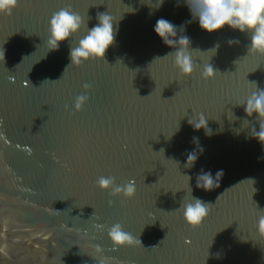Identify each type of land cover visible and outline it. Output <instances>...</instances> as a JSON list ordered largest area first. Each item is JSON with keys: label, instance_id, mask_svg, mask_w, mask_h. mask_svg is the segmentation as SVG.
<instances>
[{"label": "water", "instance_id": "water-1", "mask_svg": "<svg viewBox=\"0 0 264 264\" xmlns=\"http://www.w3.org/2000/svg\"><path fill=\"white\" fill-rule=\"evenodd\" d=\"M158 6L19 0L0 15V264H264V144L253 137L260 120L237 105L256 90L251 82L264 88V54L248 51L247 33L210 34L193 21L178 31L195 49L197 69L185 77L174 54L164 57L175 49L154 25L161 17L184 25L189 8L185 0ZM64 8L85 24L50 51L49 21ZM98 13L119 21L108 63L67 68L69 44L77 46ZM217 44V53L204 52ZM209 63L214 75L202 78ZM201 114L211 136L189 124ZM190 152L198 159L186 167ZM201 169H222L220 186L197 188ZM101 176L132 184L134 197L111 196L98 186ZM192 194L215 204L199 228L175 211ZM115 223L136 242L115 247L108 234Z\"/></svg>", "mask_w": 264, "mask_h": 264}, {"label": "clouds", "instance_id": "clouds-1", "mask_svg": "<svg viewBox=\"0 0 264 264\" xmlns=\"http://www.w3.org/2000/svg\"><path fill=\"white\" fill-rule=\"evenodd\" d=\"M18 2L19 0H0V15L11 14L18 6ZM157 2L159 6L155 7V9L159 10L166 0H157ZM185 3L189 8L192 20L185 21L184 25L178 26L168 19L161 17L157 19L154 25L155 33L166 45L175 49L164 57L174 54V63L181 75L190 77L197 69V65L191 57V52L195 49L191 47L190 37L187 35L178 36V31L185 32V25L193 21H198L200 28L210 34L218 32L225 27L238 30L241 33H247L251 41L248 46V51L254 54H264V0H185ZM96 19L98 22L91 28H89L87 24V32L79 40L77 46L72 47L71 44H69L70 64L67 68L73 65H82L90 59H98L107 62L105 55L109 47L115 42L119 21H116L109 13H98ZM84 24L85 21L83 17L68 8L60 9L53 13L48 28L49 37L47 43L50 51H58L61 43L69 41L74 34L80 31ZM228 43L230 45L238 44L239 41L229 40ZM218 48L219 45L217 44L204 52L215 50L217 53ZM164 57H156L154 61L163 59ZM237 61H235L236 65ZM215 71L220 74H226L221 73L218 69H215ZM201 75L202 78L213 77V64L209 63L205 65ZM251 83L256 85V90L251 92L243 103L237 105L244 106V111L249 117L255 114L256 118L260 120V130L256 131V135H253V137L264 144V88H260L255 82ZM90 87L91 86L88 84L84 85L85 90ZM88 100L89 96L86 92L85 94L78 95L75 98L74 107L80 110ZM189 124L196 130L204 129L205 134L208 136L213 134L212 129L208 127V118L204 114H201L200 117L195 120L192 118L189 119ZM178 130L179 127L176 131ZM193 142L198 145V137H194ZM161 151L164 152V150ZM200 153H203L202 146L200 147ZM193 157L194 159L189 165V160ZM197 159V153L190 152L185 166L193 167ZM223 175L222 169L217 170L215 174H213L210 169H201L200 173L197 174L196 187L205 191H212L220 186V180ZM188 177L190 185L191 177ZM97 184L102 190L110 192V195L113 197L122 196L126 199H130L135 195V188L132 184L118 183L114 176H101ZM213 205L215 204L203 201L192 194V199L187 203L182 202L181 206L175 211H182L184 220L190 227L199 228L210 214ZM108 234L115 247L132 245L136 242V238L124 231L120 223L113 224L109 228ZM139 241L142 244L140 239ZM217 258H219V254H217Z\"/></svg>", "mask_w": 264, "mask_h": 264}]
</instances>
